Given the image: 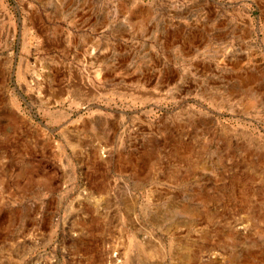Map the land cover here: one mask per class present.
I'll return each mask as SVG.
<instances>
[{"label":"rangeland","instance_id":"374dc122","mask_svg":"<svg viewBox=\"0 0 264 264\" xmlns=\"http://www.w3.org/2000/svg\"><path fill=\"white\" fill-rule=\"evenodd\" d=\"M0 264H264V0H0Z\"/></svg>","mask_w":264,"mask_h":264},{"label":"bare ground","instance_id":"6f19581e","mask_svg":"<svg viewBox=\"0 0 264 264\" xmlns=\"http://www.w3.org/2000/svg\"><path fill=\"white\" fill-rule=\"evenodd\" d=\"M115 256V255H114ZM111 258V257H110ZM117 258V257H116ZM118 259V258H117ZM113 260V259H112ZM118 261V260H117Z\"/></svg>","mask_w":264,"mask_h":264}]
</instances>
